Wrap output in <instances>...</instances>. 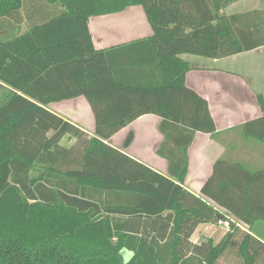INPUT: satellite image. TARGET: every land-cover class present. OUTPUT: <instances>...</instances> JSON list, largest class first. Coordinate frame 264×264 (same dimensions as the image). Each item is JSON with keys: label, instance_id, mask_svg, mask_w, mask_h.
I'll return each mask as SVG.
<instances>
[{"label": "trees", "instance_id": "obj_1", "mask_svg": "<svg viewBox=\"0 0 264 264\" xmlns=\"http://www.w3.org/2000/svg\"><path fill=\"white\" fill-rule=\"evenodd\" d=\"M239 1L0 0V264H264V243L234 221L218 245L189 243L198 225L219 220L184 188L195 135L217 129L208 101L186 84L192 66L182 56L222 59L263 48L264 11L224 13ZM131 7H141L152 28L141 43L157 79L129 85L109 68L105 90L160 94L158 154L168 175L46 107L60 99L50 71L101 54L111 66L109 52L94 46L90 19ZM82 78L72 74L75 83ZM258 102L264 112V97ZM244 131L264 140V117ZM65 136L70 147L61 145ZM259 177L219 160L202 194L249 227L262 216Z\"/></svg>", "mask_w": 264, "mask_h": 264}, {"label": "crops", "instance_id": "obj_2", "mask_svg": "<svg viewBox=\"0 0 264 264\" xmlns=\"http://www.w3.org/2000/svg\"><path fill=\"white\" fill-rule=\"evenodd\" d=\"M238 3L242 4L240 12L228 14V7L224 13L231 16L264 11V0H240L235 4ZM89 29L95 48L109 52L111 66L101 54L50 71L49 86L53 89V97L60 99L47 103L46 107L90 137L103 140L153 170L168 175V161L158 154L165 141L160 130V94L105 90L113 82L109 68L115 69L119 81L129 85L157 79L151 56L141 43L153 35L143 9L131 7L121 13L92 17ZM242 56L250 57L253 62L264 60V47L222 59L182 56L192 66L186 84L208 101L217 129L213 135H195L188 151L189 167L184 188L192 199L200 198L213 206L219 213V220L237 222L243 231L264 243V206L259 211L262 216L248 227L202 194L213 176L216 162L224 160L259 175L255 193L264 198V140L248 138L244 131L245 124L264 117L258 102L259 95L264 97V76L249 74L247 70L245 74L234 72L230 65ZM79 71L83 78L75 83L72 74ZM89 91L93 94H87ZM239 180H242L240 176ZM187 198L192 202L191 197ZM228 232L229 228L217 223H203L194 230L189 243L196 246L211 241L218 245ZM233 260L235 258L229 257L226 262Z\"/></svg>", "mask_w": 264, "mask_h": 264}, {"label": "rangeland", "instance_id": "obj_3", "mask_svg": "<svg viewBox=\"0 0 264 264\" xmlns=\"http://www.w3.org/2000/svg\"><path fill=\"white\" fill-rule=\"evenodd\" d=\"M242 4H235L227 9V13H235V12H240V6ZM43 18L44 15H41ZM37 22H40L39 20ZM22 25V32L27 31L30 26ZM194 57V56H193ZM204 63H209V62H204ZM230 68L238 74H245L246 70L249 72V74H254L256 76L262 77L264 76V60H256V61H251L250 57L248 56H242L241 58H238L237 62L230 65ZM263 85V82L261 83ZM73 141L70 136H65L63 140L61 141V145L64 147H70L73 144ZM224 263V261H223ZM221 263V264H223ZM225 264V263H224Z\"/></svg>", "mask_w": 264, "mask_h": 264}, {"label": "built area", "instance_id": "obj_4", "mask_svg": "<svg viewBox=\"0 0 264 264\" xmlns=\"http://www.w3.org/2000/svg\"><path fill=\"white\" fill-rule=\"evenodd\" d=\"M217 225L229 228L230 227V221H228V220H218L217 221Z\"/></svg>", "mask_w": 264, "mask_h": 264}]
</instances>
